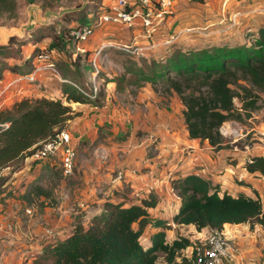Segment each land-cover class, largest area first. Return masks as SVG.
Listing matches in <instances>:
<instances>
[{
	"label": "trees",
	"instance_id": "16d2710c",
	"mask_svg": "<svg viewBox=\"0 0 264 264\" xmlns=\"http://www.w3.org/2000/svg\"><path fill=\"white\" fill-rule=\"evenodd\" d=\"M15 9L16 0H0L1 12L12 13ZM104 11L101 0H90L78 12L65 11L59 18L60 29L58 23L48 29L35 27L30 35L33 40L11 36L8 43L0 44V80L5 70L30 74L35 60L47 51L66 52L69 57L76 54L69 65L57 63L64 79L61 98L26 95L0 108V187L8 178L2 176L4 169L12 167V172L23 169L25 158L31 157L43 141L68 128L81 116L72 103L103 106L107 98L105 86L109 82L116 84L119 94L127 92L136 96L150 83L160 96L177 95L184 105L183 117L189 136L208 140L216 150L226 146L221 132L225 122L234 120L245 124L264 107V26L259 29V35L249 34L251 42L225 41L201 49H176L161 59L145 57L142 61H132L131 56V65L125 67V74L103 78L101 72L97 73L101 83L94 94L93 88H86L71 77L70 68L79 71L83 55H91L90 50L77 51L79 38L74 31L86 24L93 27L95 16L91 13L98 15ZM47 37L51 39L47 46L38 45ZM15 43L20 47H35L26 56L13 47ZM10 60L15 61L9 63ZM245 167L264 177V155H254ZM77 170L78 167L64 182L80 183ZM42 179H35L19 195L25 206L41 211L59 206L57 190L62 181L47 186ZM171 185L181 198V208L172 219L152 217L148 207L154 201L143 200L142 204L107 201L101 214L88 224L79 221L69 236L48 244L29 264H189L182 257V251L194 245V241L183 235L167 240V230L175 225H194L199 231L222 230L226 224L264 227V205L259 197L243 193L234 196L229 192L221 195L218 186L195 173L174 178ZM148 225L160 230L153 233L152 243L145 246L142 237Z\"/></svg>",
	"mask_w": 264,
	"mask_h": 264
},
{
	"label": "crops",
	"instance_id": "0c3cea01",
	"mask_svg": "<svg viewBox=\"0 0 264 264\" xmlns=\"http://www.w3.org/2000/svg\"><path fill=\"white\" fill-rule=\"evenodd\" d=\"M184 3L183 1L178 9H181ZM206 5H209L210 8L208 12L213 11L208 13L207 16L214 17L213 22L222 23L226 18L231 19L232 11L235 12L238 9L250 10L256 7L264 8V0L245 5H241L240 2H233L228 7L224 6V0H213V2ZM217 15L221 18H216ZM181 17L182 15L180 17L178 14L176 15V19L180 20ZM196 20L199 21V18H196ZM168 24L157 36L159 41L176 35H170V25ZM228 26L229 24H225L221 30H215L214 32L225 31L224 34L228 36L225 40L227 38L230 40L232 36L235 37L236 33L242 34L245 29L247 31L252 30L254 35H259V29L264 26V11L255 12L241 18L239 26L231 28ZM123 28L125 29L124 32L128 31V37L131 39V43L133 41L135 49L137 46L145 47L148 44L140 34V30ZM99 36L101 35L99 34ZM134 37H137V39H134ZM100 39L105 40L106 37H100ZM244 39L239 44L251 42L252 38L246 34ZM45 40H49L48 44L51 41L48 37ZM231 43L238 44V42ZM34 47V45H30L29 53L25 55H30ZM84 49L93 51L94 47L89 46L88 49ZM157 50L158 48H151L146 51L153 55L157 53ZM16 62L21 63L19 60H16ZM57 75L60 83L57 82L55 86L51 85L50 89L46 88L39 91L38 87L43 89V85L38 82V79L29 82L24 79L25 75L5 70L0 80V108L26 95L32 98L43 96L61 98V83L64 79L59 72ZM18 76L22 79L17 80L16 77ZM111 85L112 87H110ZM105 89L107 98L101 108L91 104L72 103L76 111L82 112V115L75 118L68 127L71 134L75 133L77 136L74 138V135H72L77 151H79V154L87 151L89 139L93 142L95 137L96 131L91 128L90 122H83V124L77 122L92 118L91 115H96L92 122H95L97 118L100 122L113 121L114 125L111 130H116L117 133L127 128L125 125L127 121L133 120L134 127L131 138L124 141V139L113 140L112 137L107 136L101 142L92 145V151L88 158L83 157L84 155L80 156L78 160L80 183L72 185L64 183L68 187L63 189V193L59 197V206L43 209L47 214L53 213V216L46 215L50 216V220L46 216L29 220V225L36 235L33 236V241H26L24 237L16 233L11 234V226L0 216V251H4L3 249L11 244L21 245L22 247H19V251H22L21 255L26 254L24 257H30L24 264H29L36 258L38 253L42 252L40 247H46L57 240V238L52 239L46 241V243L42 241L46 236L47 228L45 227L51 224L49 229L59 232L58 239H64L75 228V216L82 213V211L76 210L78 209L77 206L89 202L97 203L98 206L95 204L94 207L85 212V219L82 221L85 224H88L93 217L104 211V204L107 201L118 202L121 200L138 204H142L143 200L154 201L155 204L148 207L150 215L155 218L172 219L181 208V198L173 189L171 181L188 173H195L209 179L213 185L218 186L221 195L224 192H229L234 196L243 193L250 197H259L264 205V177L260 172H251L245 167V163L254 155H264V142L255 141L252 146L246 149L239 148L235 144L233 148L226 147V145L224 148L216 150L208 140L189 136L183 117L184 105L182 104L181 115L174 113L176 109L173 106H171L172 110L160 106L157 103V101L159 102L158 94L150 83L146 84L136 96L132 97L136 105L138 104L139 106H137L141 108V111L136 115H133L130 109L132 103L125 104L128 106L126 109L123 108V112L119 109V103L113 104L117 100V96L120 95L116 91L114 82H109ZM144 103L147 107L145 112L140 106ZM263 117L264 110H261L253 115V118L260 119V123L254 124L251 128L245 126L248 133L253 132L255 138L258 133H264ZM119 121H122V124H119ZM138 130L143 132L141 136L135 135ZM221 132L226 136L231 134L223 131L222 128ZM31 160L36 159L32 156L25 158V165ZM158 230L160 229L152 225L146 227L142 237L145 246L152 243V235ZM211 230L210 228H204L199 231L194 225H175L172 229L167 230V240L172 241L177 236L183 235L196 241ZM222 231L225 232L226 237L234 247V256L230 264L261 263V255L264 249V227L256 225L252 228L248 223L226 224ZM3 256L0 255V260H2V264H7V258L11 256Z\"/></svg>",
	"mask_w": 264,
	"mask_h": 264
},
{
	"label": "rangeland",
	"instance_id": "374dc122",
	"mask_svg": "<svg viewBox=\"0 0 264 264\" xmlns=\"http://www.w3.org/2000/svg\"><path fill=\"white\" fill-rule=\"evenodd\" d=\"M90 0H16V9L12 13L9 12H1L0 11V38H4V41L0 42V44H6L8 43V40L11 36H18L19 39H31L33 40V37L30 35L33 34V29L37 27L39 28H45L48 29L49 26L59 24L58 29L61 28V23L59 22V18L64 15L63 13L65 11H80L84 6L87 5V3ZM102 6L108 5L110 3V0H101ZM185 2L183 7L181 9H178L180 5ZM210 2H213V0H179L177 6L175 7L174 13L171 15L169 24V32L170 35L177 36L178 38L174 40L173 43H163V41L166 40H160L159 44L155 49L158 48L156 54H150L147 53L149 51H140L139 53H133L129 52L128 50H124L122 46H120V43L128 44L130 46V51H134L133 41L131 43V39L128 37V31L124 32V28H128L126 26H123L122 24H114V25H103L98 26L95 34L92 35L90 40L83 44L82 49H78L77 51L82 53V51H86L84 48L88 49V47H97L102 41H104L101 38L106 37L105 40H109L112 42H115L116 45L108 46L104 50L101 51V53L97 56L96 59V66L94 65L95 51H91V55L84 56L81 58L80 62V70L77 71L74 68L72 69L71 77H74L78 79V81L84 85L86 88H94L93 86L95 84L100 85L101 78H97V73L101 72L102 75L109 78H115L119 77L126 73L125 67H129L131 65L132 61H142L143 59L148 58H156L161 59L163 55H166L168 52L176 49H182V50H190V49H201L205 47H212L213 45H218L225 43V41L230 42H239L244 41V36L247 34H254L252 30L247 31V29L243 30L242 34L236 33L235 37H231L230 40L228 38L225 40L227 35L224 34L225 31L220 32H214L215 30H221L222 27L225 24L230 23V18H226V20L222 23L219 22H213L215 19L214 17L211 18V16H207L208 13H212L213 11H209V5ZM183 9V10H182ZM66 12V13H67ZM234 13L233 11L231 14ZM182 15V17L179 19H176V15ZM93 15V13H91ZM232 16V15H231ZM196 18H199V21L196 20ZM210 18V19H209ZM216 18H221V16H218ZM194 20V22H193ZM176 21V22H174ZM218 21V20H216ZM182 22V23H181ZM75 25L78 24V22H73ZM174 23V24H173ZM96 25V23H95ZM178 29V30H177ZM132 30V29H130ZM13 33L12 35H8V33ZM101 32V33H100ZM132 32V31H131ZM32 33V34H31ZM101 35L98 37V35ZM162 35V34H161ZM49 40H43V43H39V45L44 46L48 45ZM98 41V42H96ZM96 42V43H95ZM86 44V45H85ZM29 46L26 45L23 47H20L18 44H14L13 47L15 49H19L21 51V55H25L29 53ZM32 50V49H31ZM132 56V58H131ZM76 57V54H74L72 57H69V55L66 52H53L50 54L48 60V65L53 64L55 65V70H57L60 74L61 71L59 70L57 66V63L62 64V66L69 65ZM13 61H9V63H12ZM128 77H132L129 75ZM56 80V82H55ZM38 82H40L41 85H43V89L38 87V90H44L46 88H49L52 86L57 85V82L60 83L59 76L57 73L51 69H46L38 75ZM51 82V83H49ZM112 87V85L110 86ZM157 93V92H156ZM158 94V93H157ZM135 95L129 94L127 92L121 93L117 96V100L113 102V104L119 103V109L123 112V108L126 109L128 103H132V106L130 107L132 114L136 115L141 111V108H139L135 100L132 98ZM159 98V102L157 103L160 106L167 107L172 110L171 106H173L176 110L174 111L175 114L181 115V109H182V102L179 99L177 95H173L172 97H163L159 94L157 95ZM237 103L239 101L237 100ZM105 104V102H104ZM103 104V105H104ZM143 111L145 112L147 110L146 104H141ZM96 107V106H95ZM102 107V106H101ZM100 107V108H101ZM264 110V107L260 109L259 111ZM257 111V112H259ZM255 112V113H257ZM82 113V112H81ZM82 115V114H81ZM254 115V114H253ZM96 115H91L92 118L84 119L80 121H77L79 124L85 123H91L92 127L95 132V137L93 138V142L91 139H89V146L87 147V151H83L81 154H79L78 151V159H77V167H78V160L80 159V156L84 155L83 157L88 158L90 156V152L92 151V145H96L97 143L104 140L105 137H112L113 140H128L132 136V129L134 127L133 120L130 122L127 121L125 123L126 129L121 130L120 132H116V130H111L113 128V121H105L100 122L99 118L95 122H92L94 120V117ZM253 118V117H252ZM250 118L247 119V122L245 124L240 123L238 121H228L229 123H224L221 127L223 131H227L228 136H225L226 139V147L233 148V146L236 144L239 146V148L246 149V146H252L255 140L252 139L253 132L248 133V130L245 128H251L254 126V124H259L260 119L257 118ZM264 118V117H263ZM252 119V121H251ZM119 124H122V121H119ZM69 127V126H68ZM244 129V131H242ZM70 131V130H69ZM71 133V131H70ZM74 133V132H72ZM143 134L142 131L138 130L135 135L141 136ZM73 137H77L76 134ZM135 137V136H134ZM76 146V145H75ZM78 150V149H77ZM57 167V168H56ZM12 167L6 168L2 172L3 177H8L4 184L0 187V216L3 217V220L7 221L9 223V226H11V234H19L20 236L24 237V239L30 242L33 241L34 237L36 236L32 230V228L29 225V220L31 218H37L40 216H46L51 215L53 216V213L50 212V214H47L45 210H38L34 208H30L32 210V213H27L26 209H29V207L25 206L21 201L19 200V195L26 189L27 186H29L30 183H32L35 179L42 177L41 180L45 185L49 186L51 184H59L60 180L61 183L57 190V196L58 198L62 195L63 189L67 188L68 186H65L64 180L67 181V178L64 177L62 174V171L60 172V168L56 161L54 159H46V160H31L27 162L25 165L24 161V168L20 171L12 172ZM77 176H79V172L77 170L76 173ZM80 179V177H79ZM81 181V180H80ZM95 204L98 206L97 203L89 202L85 205H78L79 211H82V213L77 214L75 226L80 221H83L84 214L88 209H91L95 206ZM47 219L50 218V216H46ZM52 218V217H51ZM50 220V219H49ZM46 236L42 241L46 243V241L52 240V239H58V233L56 231H52L49 228H51V224H48L46 226ZM34 236V237H33ZM29 243V242H26ZM27 245V244H26ZM21 245H14L11 244L9 247L4 248L3 250L6 251H0V255L4 256H11L10 258H7V264H20V263H26L29 258L24 257L26 254H22V251H19V247ZM22 247V246H21ZM45 248L40 247L41 251H43ZM31 250V248H30ZM18 255H14V254ZM26 253V251H25ZM39 254V253H38ZM37 254V255H38ZM3 256V257H4ZM161 261H164L163 258H161ZM0 264H2V260H0Z\"/></svg>",
	"mask_w": 264,
	"mask_h": 264
},
{
	"label": "built area",
	"instance_id": "2783aa9c",
	"mask_svg": "<svg viewBox=\"0 0 264 264\" xmlns=\"http://www.w3.org/2000/svg\"><path fill=\"white\" fill-rule=\"evenodd\" d=\"M179 0H110L108 5L103 6L105 11L101 14H94L95 23L91 25H84L76 29L74 34L79 38L78 49L83 48V44L88 42L93 34H95L98 26L122 24L130 29L140 30V34L147 41L145 47L137 46L134 51H130L128 44L120 43L124 50L129 52L139 53L141 50L156 48L159 44L157 36L163 31L164 27L170 21L171 15L177 6ZM254 1L261 0H224V6L228 7L230 3L240 2L245 5ZM264 11L262 7H256L250 10H236L230 19L229 28L239 26L241 18L251 15L252 13ZM177 36H172L163 43H173ZM137 39V37H134ZM116 45L115 42L104 40L94 49L95 59L94 65L96 66L97 56L102 50L108 46ZM55 50L47 51L41 55L34 62V69L30 74L24 76V79L29 82H34L38 79L40 72L51 69L58 74L55 70V65L49 63V56ZM17 80L22 79L20 76L16 77ZM15 79V80H16ZM94 94H97L99 85L93 86ZM242 131H244L242 129ZM250 133V132H249ZM254 137V136H253ZM256 142H264V133H258L254 139ZM249 146H247L248 148ZM32 157L36 160L54 159L62 171L64 177L73 176L77 169L78 151L73 143V137L68 128L59 131L54 136L46 141H43L41 146L38 147ZM251 159H248V161ZM27 213H32L26 209ZM234 256V247L230 240L226 237L225 232L222 230L212 229L206 233L202 238L194 241V245L187 247L182 251V257L189 260V264H230ZM182 257L179 261H182ZM264 264V249L261 255V263Z\"/></svg>",
	"mask_w": 264,
	"mask_h": 264
},
{
	"label": "bare ground",
	"instance_id": "6f19581e",
	"mask_svg": "<svg viewBox=\"0 0 264 264\" xmlns=\"http://www.w3.org/2000/svg\"><path fill=\"white\" fill-rule=\"evenodd\" d=\"M11 34V32L8 33V35ZM4 41V38H0V42Z\"/></svg>",
	"mask_w": 264,
	"mask_h": 264
},
{
	"label": "water",
	"instance_id": "95a60500",
	"mask_svg": "<svg viewBox=\"0 0 264 264\" xmlns=\"http://www.w3.org/2000/svg\"><path fill=\"white\" fill-rule=\"evenodd\" d=\"M12 35V34H9V36Z\"/></svg>",
	"mask_w": 264,
	"mask_h": 264
}]
</instances>
